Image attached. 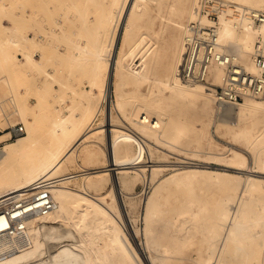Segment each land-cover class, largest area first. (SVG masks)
<instances>
[{
    "label": "bare ground",
    "instance_id": "obj_1",
    "mask_svg": "<svg viewBox=\"0 0 264 264\" xmlns=\"http://www.w3.org/2000/svg\"><path fill=\"white\" fill-rule=\"evenodd\" d=\"M86 1L88 2V0H85V2ZM91 1L93 2L92 4H94L91 9L93 12L91 15L94 19L88 26L92 25L94 21L95 23L97 22V28H99L100 33H106L107 45L109 46V50H104V52L103 47H101L102 42L100 41L98 45L91 49L92 55L97 57L94 64V70L96 72L95 77L97 79L102 75L103 93L106 95L105 98H107V100L111 83H113L115 69L119 70L123 80L128 79L129 81L137 82L141 77L147 74V68L150 66L157 71V78L160 82L172 89L174 97L185 96L188 98L196 97L198 100L199 98L204 99L201 102L202 111L206 109L209 99L216 98L215 88L212 90L213 95H211L210 91L213 87L195 84L196 82L207 81L192 82L182 76L180 56L183 51H179V47L181 45L180 38L184 25L181 10L174 21V29L176 32H174L173 41L176 48H172L166 62L162 63L157 52L153 53L152 50L148 51L150 48L147 42L148 40L142 38L138 44L143 43L145 47L142 50L139 48L136 55L137 60H141V64H143L142 69L136 68L135 63H131L128 65L130 69L125 70L124 67L126 63H123L122 59L117 55L120 45L117 46L115 51V39L118 38L119 26L121 25L125 12L124 25L128 26L131 23V10H134L135 3H132L127 9L128 4L125 3L126 1H123L119 8L116 4L118 0ZM224 1L226 4L219 12V21L216 24L218 48L235 53L236 59L249 71H256L257 66L254 62L253 52L256 51L257 48L264 49V22L254 21L250 17L248 9L260 8L239 6L233 3L231 6L230 1ZM242 1L251 5L264 7V0ZM47 3L50 6L57 5L56 0H31L29 6H26L24 0H19L15 4V31L12 36H6L3 39V41L12 45L14 49L12 59H14V65L16 64L15 72L21 83L24 82L25 74L31 73L33 69L42 65L41 62L38 61L36 52L30 48V46L38 42L39 32L37 25L39 24L40 26L39 31L42 29L41 32H43V28H45L41 26L42 23L41 25L38 23L40 19L39 7L42 5L41 9L44 10ZM63 3L65 4V2ZM43 5L45 7H43ZM79 5L82 6L79 0L73 3V6H76V8H79ZM73 6L71 5V7ZM63 8L65 9V7H62V9ZM46 10H48V8ZM41 12L42 11H40V13ZM48 12L49 11L46 13ZM61 15H63V13ZM72 15L73 13L67 15L65 18L72 19ZM188 16H191L190 20L198 16L202 22L209 21L206 16L199 14L197 0L192 2V6L188 10ZM56 18L59 19L60 17ZM82 22L85 23L86 21L83 20ZM110 24H112L111 29L109 27ZM69 30L74 33H80L81 31L78 29ZM186 31L187 26L183 38L184 45L182 44L185 49L184 55L182 54L183 58L187 50ZM126 35L127 32L124 31L122 33L123 41L126 39ZM67 40L72 44L70 39L67 38ZM76 50V55L72 58L71 56L69 57L73 62L80 59L81 56H85L84 54H86L90 48H88L85 42H80L76 45ZM2 51H4V53L0 61L7 64L9 53L6 52L5 49ZM10 69L12 70V68ZM209 73V78L211 77L212 79L210 83L219 85L222 82L224 66L214 64L210 67ZM58 81L62 83V85H65V82ZM92 88L93 87H91L89 93H82L83 101L86 103L85 108H88L89 105V108L93 110L91 111L93 112L92 114L90 112L91 116L89 120L93 119L100 110V106L97 103L98 94L93 91ZM53 89H55L54 92L57 93L61 111H54L56 114L55 116L52 115L54 120L51 117L53 121L49 126L48 138L38 134V119L31 111L32 106L23 101L17 105L14 104L19 116L23 115L21 116L22 118L27 117L29 114L33 116L32 119L24 118L27 129L26 134L22 135L24 131L19 134L22 135L21 137L16 140L7 141L3 146H0V207L21 195L30 193L38 187H42L49 192L53 199L54 206L50 211L44 214H39L37 212L29 214L25 218V227L19 234L9 235L6 230H0V254L3 256V253L6 251L7 253L15 249L17 251L6 258H1L0 264H106L103 259H110L117 255L122 256L127 262L134 264H141L140 260L142 261L143 256L147 257L152 264H169L168 260L170 256L176 257V264H187L185 256L181 254V249L185 246V243L181 241L175 245L174 249H170L169 246H166L163 252L157 255L153 254L150 250L153 246L154 248L160 247V243L154 240L150 241L147 239L148 242L146 245L142 243L144 245H142L144 249V253H141L142 256L139 254L138 249L132 250L128 244V237L116 223V213L108 206L106 200H104L100 194L92 192V190L90 191V187L102 186L101 180L110 169L113 170V174L110 176V187L112 188L114 185H118L119 190H121L122 187L118 177L120 174L117 175V172H122L121 176L123 181L130 177L132 179L136 177V175L128 173L129 169L143 175V167L141 165L144 161V156L138 152L139 145L145 150L143 138L123 129V126L121 127L117 124L111 118V115H106L103 124H98L96 128H93L101 130L104 129L105 125L108 126V128L106 127L107 131L105 137V143L108 148L106 163L100 165L102 168L91 170V172H87L84 175V177L93 174H98V176H94L91 179L84 178L81 188L71 187L64 183V181L68 179V176L63 175L65 165L68 161L74 159L72 155L73 151H79V144L90 139L87 136L91 135L90 133L93 130L83 131L80 127L85 119L86 109L81 114H77L74 111L75 109L70 107L68 113L62 111V105L67 106L65 104L66 99L64 93H68L69 91H57L54 86ZM261 94L255 96L244 95L241 100L237 102H222L218 101L216 98L221 108H219L221 115L218 124L225 126L231 139H243L245 144L253 151L257 166L264 164V158L261 156V151L264 150V100H252L247 104L241 103L240 101L250 100ZM16 100L17 99H15V101ZM120 104H122V101H120ZM219 114L220 113H218V115ZM132 115V122L141 134L158 141L165 140L164 136L168 133V127H166V122L159 112H154L148 107H144L141 103H137L133 108ZM234 123H238V125L232 128L231 125ZM180 131L181 129L178 128L169 136L170 139L165 141L174 143L180 137ZM5 133L8 134L7 131ZM7 136L0 140L8 139ZM91 140L98 145L95 138H91ZM132 146L134 147L131 148ZM81 147L83 148L80 150V154L85 157L94 155L97 152V148L95 147L83 145ZM232 154V160L241 163L243 156H241V160L238 159L239 152L236 150H234ZM150 165H152L150 167L152 175L158 170V165L155 162H152ZM195 171L203 170L194 166H186L181 170L166 175L163 177L162 181H166L172 177H186L189 173H194ZM223 175H225L226 178L221 186L222 192L215 197L212 204L216 223L211 232L212 238L209 245L211 256L210 258L208 256L206 257V262L205 260H203L202 263L199 261V264H208L209 261H213V258H218L221 264H259L261 249H264V206L258 208V201L252 196H254V194H259L261 190L259 184L260 180L254 176L248 175L241 178L240 175L234 173H217L219 177ZM54 176H59L55 179V182L46 179ZM242 181L249 183V192L248 195L239 197L237 191ZM160 188V184L155 186L154 192L145 200L146 229L144 232L147 237L150 230L149 220L154 217V212L150 207L153 198L152 195ZM69 208L76 209L79 213V218L66 224L65 219H67V211ZM101 213L103 215H101ZM90 214L92 217H89ZM93 218L98 219L97 224L92 223ZM126 219L129 221V218ZM5 222V219L0 217V226L5 224ZM70 224L74 227L73 230L69 229ZM259 224L262 225V230L260 236L256 237L253 228L255 225ZM82 226H85V232L78 235L81 229L80 227ZM102 233H104L103 237L106 239V242L100 246H94L93 241ZM132 233H136L135 229H132ZM30 241H32L31 246H28ZM84 245L88 246L91 253L86 254L83 252ZM209 246L207 247L209 248ZM187 257L190 263L193 261L192 264L198 262L190 256Z\"/></svg>",
    "mask_w": 264,
    "mask_h": 264
},
{
    "label": "rangeland",
    "instance_id": "obj_2",
    "mask_svg": "<svg viewBox=\"0 0 264 264\" xmlns=\"http://www.w3.org/2000/svg\"><path fill=\"white\" fill-rule=\"evenodd\" d=\"M18 1L0 0V58L3 56V49L9 53L8 66L5 62L0 61V139L8 135L5 132L9 125L19 121L25 126V132L22 135L26 134L27 129L24 118L32 119L34 114L38 119V134L48 138L49 126L54 120L52 115L55 116V112L61 111L58 96L54 92L53 86L57 91H69L68 93H64L66 99V103H64L67 106L62 105V111L68 113L70 108H74L77 114H81L86 109L85 119L80 127L83 131L93 130L90 133L91 135L87 136L90 139L79 144V151H73L72 155L74 159L68 161L64 169L63 175L68 176V179L64 183L71 187L81 188L84 178L91 179L94 176H98V174L86 175L85 177L84 175L87 172H91V170L102 168L100 165L106 163L108 148L105 143V137L108 126L105 125L104 129L101 130L93 128H96L98 124H103L106 115H111V118L121 127L123 126V129L143 138L145 150L140 145L138 148V152L144 156V161L141 165L143 167V175L129 169L128 173L136 175V177L133 179L130 177L123 181L122 172H117V175L120 174L118 177L122 187L119 190L118 185L110 187V176L113 174V170L110 169L101 180L102 186L90 187V191L92 190V192L100 194L106 200L108 206L116 213V223L128 237L129 246L132 250L138 249L141 256V253H144L142 245L147 244V239L160 243L159 248H154L153 246L150 249L156 255L163 252L166 246L174 249L175 245L181 241L185 243V246L181 249V254L185 256L187 264L193 263V261L192 263L189 262L190 260L188 261L187 256L196 259L198 261L196 264H199V261L202 263L203 260L206 262V257L210 258L211 256L209 245L212 238L211 232L216 223L212 204L215 197L221 194V186L226 178L225 175L222 177L217 176V173H234L240 175L241 178L246 175L258 178L261 190L258 195L254 194L252 197L257 199V207L261 208L264 206V164L257 166L253 151L250 150L243 139H231L225 126L218 124L221 108L216 98L209 99L206 109L202 111L201 102L204 99L199 98L198 100L196 97L188 98L185 96L174 97L172 89L160 82L157 78V71L151 66L147 68V74L137 82L129 81L128 79L123 80L119 70L115 69L113 83H111L107 100L105 98L106 95L103 93L102 75L97 79L95 77L94 64L97 57L92 55L91 49L98 45L100 41L102 42L101 47H103V51L109 50V46L107 45L106 33H100L99 28H97V22L95 23L94 21L92 25L88 26L94 19L91 15L93 13L91 9L94 6L91 0H88V2L79 0L82 3V6L79 5V8L73 6V3L77 0H69V2L68 0H56L57 5L53 4L54 6H50L47 3L46 7L43 5L45 7L44 10L41 9L42 5L39 7L41 20L39 19L38 23L40 25L42 23L41 26L45 28L41 32L42 29L39 31V24H36L38 27L35 25L39 32L37 43L39 44L40 42V44H32L30 48L36 52L38 61L42 65L33 69L31 73L25 74L24 82L21 83L15 72L16 64L14 65V59H12L14 49L12 45L3 41L4 37L12 36L15 31V4ZM30 1L24 0L26 6H29ZM123 1H126L125 3L128 4V7L126 5L127 9L132 3H135L134 10H131V23L128 26L124 25L125 12L119 26L118 38L115 39V51L117 46L120 45L117 55L122 59L123 63H126L125 70L130 69L128 65L131 63H135L136 68L142 69L143 64H141V60H137L136 56L139 48L142 50L145 47L143 43L138 44L142 38L148 40L147 42L150 45L148 51L157 52L162 63L166 62L172 48H176L173 41V35L176 32L174 21L180 10L184 26L181 32L179 51H183L182 54L184 55L183 38L186 26L191 18V16H188V10L194 0H118L116 3L118 8ZM227 1H231V3L239 6L264 9V7L251 5L242 0ZM198 3L199 0H197ZM60 5L65 7V9L63 8V10ZM47 8L48 10H46ZM40 11L42 12L40 13ZM45 11H49L50 13L48 12V14ZM62 13L63 15H61ZM71 13H73L72 19L65 18L67 15H71ZM47 14L51 15V18ZM56 17L60 18L57 19ZM83 20L86 22L83 23ZM109 27L111 29L112 24ZM69 29L71 31L73 29L81 31L80 33H74L70 32ZM124 31L127 32V35L123 41L122 33ZM66 37L71 40L72 44H70V41ZM80 42H85L90 50L84 54L85 56H81L80 59L73 62L71 58L76 55V45ZM182 54L180 56V67L183 59ZM70 56L71 58H69ZM55 79L65 82V85H62V83ZM211 80L210 77L207 82H196L195 84L213 87L212 89L210 88V94L213 95L212 90H214L216 85L210 83L212 82ZM91 87L98 94L97 103L100 106V110L93 119L89 120V117L93 113L91 111L93 110L89 108V105L88 108H85L86 103L83 101L82 93H89ZM15 99L19 101L16 100V102ZM252 100H264V93L253 99L240 102L247 104ZM22 101L32 106L31 111L33 115L29 114L23 118L21 117L23 115L19 116L14 104L17 105L18 103H22ZM120 101H122V104H120ZM137 103H141L144 107H148L154 112H159L163 116L166 127H168V133L164 136L165 140H169V136L178 128L181 129L180 137L174 143H170L165 140L158 141L141 134L132 122V111ZM218 113L220 114L218 115ZM51 117L53 120H51ZM237 125L238 123H234L231 126L235 128ZM22 135L2 140V146L5 142L16 140ZM91 138H95L98 145ZM82 145L95 147L97 148V152L94 155L85 157L80 154V150L83 148L81 147ZM234 150L239 152L238 159L241 160V156H243V162L237 163L232 160ZM261 154L262 158H264V150L261 151ZM152 162L158 165V170L151 175L150 167L152 165L150 164ZM186 166H194L203 171H195L194 173H189L186 177H172L166 181H162L166 175L181 170ZM58 177L54 176L46 179L55 182V179ZM242 182L237 191L239 197H244L249 192V183H246V181ZM158 184H160L161 188L152 195L153 198L150 204L154 217L149 220L150 230L147 237L144 232L146 229L145 200L154 192L155 186ZM67 214V219H65L66 224L79 218V213L74 208H69ZM101 215L103 214L101 213ZM89 217H92L91 214ZM126 218H129V221ZM97 220L93 218L92 223L97 224ZM80 228L78 235L85 232V226ZM69 229L73 230L74 227L70 224ZM132 229H135L136 233H132ZM261 230L262 225H255L253 228L254 235L259 237ZM103 234L96 237V240L93 241L94 246H100L106 242ZM31 243L32 241L29 242L28 246H31ZM16 252V249L8 251V253L6 251L3 253V256L0 254V259L6 258ZM83 252L87 254L91 253V250L87 245H84ZM103 261L106 264H134L127 262L126 259L118 255L110 259H103ZM168 261L169 264H176V257L170 256ZM140 262L141 264H152L145 256H143ZM212 262L213 264H221L218 258H213V261H209L208 264H212ZM259 264H264V249H261Z\"/></svg>",
    "mask_w": 264,
    "mask_h": 264
},
{
    "label": "built area",
    "instance_id": "obj_3",
    "mask_svg": "<svg viewBox=\"0 0 264 264\" xmlns=\"http://www.w3.org/2000/svg\"><path fill=\"white\" fill-rule=\"evenodd\" d=\"M225 4L224 0H199L198 12L209 21L202 22L197 16L188 22L185 36L187 50L182 60L181 72L187 80L208 81L210 67L214 64L223 65L222 82L215 87L216 98L222 102H237L244 95L255 96L264 92V49L257 48L253 52L257 70L249 71L236 59L235 53L218 48L216 24L219 21V12ZM230 5H233L231 1ZM248 10L254 21L264 22V10ZM24 131V124L16 122L7 127V138H14ZM53 206L49 192L38 187L0 207V217L6 221L0 226V230H6L9 235L19 234L24 229L25 218L29 214H44Z\"/></svg>",
    "mask_w": 264,
    "mask_h": 264
}]
</instances>
